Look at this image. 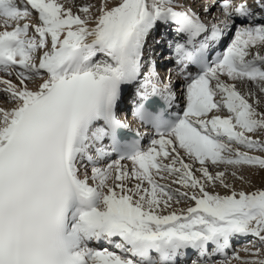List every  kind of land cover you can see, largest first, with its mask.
I'll use <instances>...</instances> for the list:
<instances>
[{
    "label": "snow or ice",
    "instance_id": "6c2138e0",
    "mask_svg": "<svg viewBox=\"0 0 264 264\" xmlns=\"http://www.w3.org/2000/svg\"><path fill=\"white\" fill-rule=\"evenodd\" d=\"M218 7L209 23L178 0H0V264H264V189L208 167L264 168L249 154L264 153V101L237 88L264 93V0ZM161 26L179 37V95L151 59ZM132 89L146 147L124 134ZM242 237L261 247L229 253Z\"/></svg>",
    "mask_w": 264,
    "mask_h": 264
},
{
    "label": "bare ground",
    "instance_id": "6f19581e",
    "mask_svg": "<svg viewBox=\"0 0 264 264\" xmlns=\"http://www.w3.org/2000/svg\"><path fill=\"white\" fill-rule=\"evenodd\" d=\"M205 1V0H204ZM178 2L179 3H182L180 0H178ZM201 2L203 3V0H201ZM83 3V2H82ZM88 3H89V1H88ZM77 4H80V0L78 1V3ZM183 4V3H182ZM188 7H191L194 11H197L200 15H201V17L203 18V19H205L207 22H209V23H213V22H215V20H214V17H216V16H219V15H221V13H220V11H219V7H218V4H215V6H213L216 10H212V8L213 7H211V6H208L209 8H210V13L209 14H207V15H205V13L202 11V7L203 6H200V7H194V4L192 3V4H188L187 5ZM219 14V15H218ZM21 23H23V22H21ZM160 30H162L164 33V35H162V34H159V35H157V33L158 32H160ZM31 34V33H30ZM173 36H176V34L171 30V28H169V27H167V26H161L159 29H158V31L155 33V36H154V39H156V40H159L160 41V43L159 44H156L155 42H154V40H150L149 41V43H150V45H151V59L152 60H154L155 62H156V65H157V71L159 72V74H160V77H161V79L162 80H167L168 78H171V81L173 82L174 81V84H173V86H174V88L176 89V91H177V94L179 95L180 94V91H181V85L185 82V75H186V73L185 72H183L181 69H180V67L174 62V58H173V56H171V54L172 53H168V51L170 50V47L168 46V44L166 45V46H164V48L166 47V49H168V50H166L165 52H166V55L164 56L165 58H164V60H162L161 58H157L156 57V53H158L157 51H156V48L158 47L159 48V46H161V45H163V44H166L164 41H162V38L163 37H166V38H170L171 39V37H173ZM177 37V36H176ZM169 39V40H170ZM169 42V41H168ZM170 42H171V40H170ZM226 43V42H225ZM223 44L224 43H222V44H219L218 45V47H222L223 46ZM217 48V47H216ZM222 50H224V48L222 49ZM258 50H260L261 51V53L264 55V46H262V47H259L258 48ZM168 54L170 55V57H172V59L171 58H168ZM147 55V54H146ZM165 65H167V67H168V69H167V67L165 66ZM162 70V71H161ZM4 74L3 73H0V76H3ZM13 79H14V77H13ZM247 86H249V85H251L250 87H249V90H254L255 92H256V96H257V98H259V99H261L262 101H264V99H263V96H261L260 95V91H259V89L258 88H254L253 87V85L251 84V82H249V83H247L246 84ZM237 88H238V84H237ZM248 89H247V91H249ZM126 98H127V101H129L130 99H131V96L129 95V94H126V97H125V99H124V102H123V104L121 105V107H126L127 105H128V103H127V101H126ZM4 100V96H3V93H0V100H1V102L3 103V100ZM1 102H0V106H3L2 104H1ZM127 103V104H126ZM181 103H182V101H181ZM4 104V103H3ZM4 105H6V104H4ZM7 106H10V105H7ZM262 109H264V104H262L261 105V107H260V109L259 110H261L262 111ZM120 113H123L122 115H121V117H124L125 116V112H124V109H122L121 111H120ZM218 114H220V115H226L227 113L225 112V111H221L220 113H218ZM131 118H133V117H131ZM130 118V119H131ZM105 162H107V161H105ZM121 163L122 164H126L127 166L128 165H130V166H128V169L130 170L131 169V167H132V162L131 161H126V160H123V161H121ZM223 166V164H221V165H218V166H213V165H211V164H209L208 165V167H209V170L210 171H212V170H215V169H218V168H221ZM196 167H199V165L197 164L196 165ZM220 171V170H219ZM224 171H225V169H224ZM213 173V172H212ZM215 173V172H214ZM196 175L197 176H199L200 175V173H196ZM157 179H159V178H157ZM161 183H164V181H160ZM134 183H135V181L134 180H130V181H127L126 182V184H127V186L129 187V188H131V187H133L134 186ZM168 183H170V181H168ZM218 184V183H217ZM173 188H176V187H179V185H171ZM209 188V187H208ZM207 188V190L209 191V192H215V191H212L211 189H208ZM217 193V192H216ZM185 203V202H184ZM186 204V203H185ZM181 206V205H180ZM174 207V206H173ZM178 207V206H177ZM181 207H183V206H181ZM244 239H245V237H242V238H240V239H238V241L240 242V244L237 242V243H235V244H233L232 246V249H229L228 251H229V253H231V251L233 250V248H235V247H238L239 249H238V254L243 258L244 257V255L246 254L244 251H243V249L245 248V246H243L244 245V243H243V241H244ZM247 242V241H246ZM243 245H242V244ZM239 244V245H238ZM247 257V256H246ZM216 259H221V257H216ZM239 261H235L234 262V264H239L238 263Z\"/></svg>",
    "mask_w": 264,
    "mask_h": 264
},
{
    "label": "rangeland",
    "instance_id": "374dc122",
    "mask_svg": "<svg viewBox=\"0 0 264 264\" xmlns=\"http://www.w3.org/2000/svg\"><path fill=\"white\" fill-rule=\"evenodd\" d=\"M78 1L79 0H75L76 3H78ZM88 1H89V3H96V4L99 3V0H80V4L88 3ZM180 1L185 6L193 3L194 7L197 8V7L203 6L205 4L208 6L209 0H205V1L203 0V3L201 2V0H180ZM212 10H216V9L213 7ZM21 22H23V21H21ZM163 33L164 32L162 30H160V32H158L157 35H159V34L164 35ZM169 39L166 37L162 38V41H164L166 44H163V45L159 46V48L158 47L156 48V51L158 52V53H156L157 58H161V59L163 58L162 60H164V58H165L164 56L166 55L165 51L168 50V49H166V47L164 48V46H166L167 44L169 46V42H168ZM224 47H225V44H223V48ZM259 47H262V46H259ZM253 51H256V50L254 49ZM259 52L261 55H263L260 50H259ZM146 54H147V52H146ZM165 66L167 67V65H165ZM167 69H168V67H167ZM172 84H174V81L172 82ZM237 84H238V89L241 92H245V91H247V89L249 90V87L251 86V85L247 86L245 83H240V82H237ZM260 95L263 96V99H264V93L260 92ZM0 102H1V100H0ZM1 104L3 106H7V105H4L2 102H1ZM262 111H264V109H262ZM255 135H259V133L255 134ZM262 138H264V137H262ZM234 147H235V145H234ZM240 150L245 151L246 149L241 148ZM249 154L264 156V153H261L258 151H250ZM128 166H130V165H128ZM224 169H225V182L230 184L233 189H235L237 191H239V190L254 191L257 189H264V168H261L259 165H242V166H238V167H233L231 165H223L221 168L212 170L211 172H213V174H214V172H217L219 170L224 171ZM233 172H235L236 175H233L232 174ZM241 176L243 177V179L239 178ZM164 183H168V181H164ZM208 187H207L208 189H211L212 191H215V192L219 193L220 195L228 194L230 191L229 189L223 188L220 185L219 181H216L214 186L209 185ZM185 203H182L181 206L187 207V206H189L190 202H185ZM173 206L177 207L176 205H173ZM181 206L179 205L178 207H181ZM243 246H245V248L261 247L259 245L258 241H252V242L249 241L247 243L245 241ZM235 250L238 252L237 248ZM262 251H264V247H262ZM246 256H248L247 253L244 255L243 258H245ZM238 263L240 264V262H238Z\"/></svg>",
    "mask_w": 264,
    "mask_h": 264
}]
</instances>
